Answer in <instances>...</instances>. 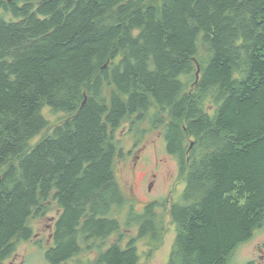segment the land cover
I'll list each match as a JSON object with an SVG mask.
<instances>
[{"label":"trees","instance_id":"16d2710c","mask_svg":"<svg viewBox=\"0 0 264 264\" xmlns=\"http://www.w3.org/2000/svg\"><path fill=\"white\" fill-rule=\"evenodd\" d=\"M45 107L66 117L32 143ZM127 121L164 128L185 180L168 264H232L264 226V0H0V264L53 204L49 264L161 239L167 204L138 213L117 174Z\"/></svg>","mask_w":264,"mask_h":264},{"label":"rangeland","instance_id":"374dc122","mask_svg":"<svg viewBox=\"0 0 264 264\" xmlns=\"http://www.w3.org/2000/svg\"><path fill=\"white\" fill-rule=\"evenodd\" d=\"M42 112L49 121L50 128L36 137L32 143L49 133L52 127L61 123L66 117L65 113L55 112L49 107H45ZM116 135L126 154L124 159H119L116 163L117 174L136 211L145 212L147 205L152 202L167 204L166 210L161 206H155L158 213H163L160 219L164 222L165 231L161 239L154 243L151 237L146 236L136 242L138 264H168L177 234L169 207L171 203L180 199L186 187L184 177L179 172V161L167 151L164 128L150 129L146 122L139 124V127H133L132 122L127 121ZM59 213L60 209L53 204L52 210L46 216L34 219L33 239L21 242L16 253L4 264H49L45 258V251L52 243L54 222ZM120 219L124 227L128 220L127 212L120 216ZM138 232L139 225L135 223L132 229L126 230V233L132 237H136ZM116 238L117 235L111 236L108 244L114 242ZM96 255L95 250L87 251L65 264H96L94 262ZM250 260L256 264H264V226L234 251L230 262L241 264Z\"/></svg>","mask_w":264,"mask_h":264},{"label":"water","instance_id":"95a60500","mask_svg":"<svg viewBox=\"0 0 264 264\" xmlns=\"http://www.w3.org/2000/svg\"><path fill=\"white\" fill-rule=\"evenodd\" d=\"M9 1H11V0H9ZM199 75V67H198V71H197V76ZM193 143H191V145H192Z\"/></svg>","mask_w":264,"mask_h":264}]
</instances>
